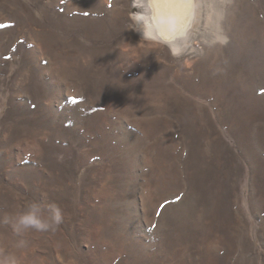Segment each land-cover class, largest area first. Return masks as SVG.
Here are the masks:
<instances>
[{"label": "rangeland", "instance_id": "rangeland-1", "mask_svg": "<svg viewBox=\"0 0 264 264\" xmlns=\"http://www.w3.org/2000/svg\"><path fill=\"white\" fill-rule=\"evenodd\" d=\"M132 1L0 0V220L63 216L0 264H264V0L179 51Z\"/></svg>", "mask_w": 264, "mask_h": 264}, {"label": "bare ground", "instance_id": "bare-ground-1", "mask_svg": "<svg viewBox=\"0 0 264 264\" xmlns=\"http://www.w3.org/2000/svg\"><path fill=\"white\" fill-rule=\"evenodd\" d=\"M132 4L139 10L134 18L145 38L170 42L175 51L181 48L192 49L195 40L205 39L214 33L213 0H204L202 5L198 0H185L167 9H154L149 0H133Z\"/></svg>", "mask_w": 264, "mask_h": 264}, {"label": "clouds", "instance_id": "clouds-1", "mask_svg": "<svg viewBox=\"0 0 264 264\" xmlns=\"http://www.w3.org/2000/svg\"><path fill=\"white\" fill-rule=\"evenodd\" d=\"M44 208L33 203L24 211L12 215L4 216L0 223L10 225L12 230L19 235L27 229L37 231H48L58 227L62 223V209L55 203L48 205V215L45 217ZM19 247H23V241L18 242ZM7 264H15L14 260L7 261Z\"/></svg>", "mask_w": 264, "mask_h": 264}, {"label": "snow or ice", "instance_id": "snow-or-ice-1", "mask_svg": "<svg viewBox=\"0 0 264 264\" xmlns=\"http://www.w3.org/2000/svg\"><path fill=\"white\" fill-rule=\"evenodd\" d=\"M183 2H185V0H149V3L154 9L157 7H164L165 9H167L170 5H175L177 3Z\"/></svg>", "mask_w": 264, "mask_h": 264}]
</instances>
